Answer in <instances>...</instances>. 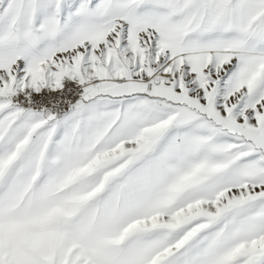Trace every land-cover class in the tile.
I'll return each instance as SVG.
<instances>
[{"label": "snow or ice", "instance_id": "obj_1", "mask_svg": "<svg viewBox=\"0 0 264 264\" xmlns=\"http://www.w3.org/2000/svg\"><path fill=\"white\" fill-rule=\"evenodd\" d=\"M0 264H264V0H0Z\"/></svg>", "mask_w": 264, "mask_h": 264}]
</instances>
